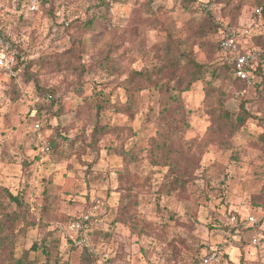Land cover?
Listing matches in <instances>:
<instances>
[{
    "label": "rangeland",
    "instance_id": "374dc122",
    "mask_svg": "<svg viewBox=\"0 0 264 264\" xmlns=\"http://www.w3.org/2000/svg\"><path fill=\"white\" fill-rule=\"evenodd\" d=\"M96 1L0 0L15 58L0 69V224L15 257L91 261L68 232L89 215L115 264H199L212 251L214 264H264V86L213 75L217 37L194 35L209 0ZM262 1L210 0L216 13L240 5L243 25ZM181 53L205 66L186 92L160 74ZM146 71L144 88L130 81ZM224 111L244 119L238 131L216 132Z\"/></svg>",
    "mask_w": 264,
    "mask_h": 264
},
{
    "label": "trees",
    "instance_id": "16d2710c",
    "mask_svg": "<svg viewBox=\"0 0 264 264\" xmlns=\"http://www.w3.org/2000/svg\"><path fill=\"white\" fill-rule=\"evenodd\" d=\"M96 2L98 3L99 6L107 5L106 0H98ZM258 6H263V10L260 14H255L254 11ZM221 12L223 11H220V13H216L214 7L210 11V14L206 16L207 18H205L204 22L200 24L198 28L194 31V35L200 38L201 41L205 40V38L207 39L211 34L216 35L217 37V43L215 47L217 48L219 54L222 57L223 65H221L219 68L214 70L213 75L216 74V71H219L217 77L223 75L226 77L228 73H231L234 76L235 81L243 83L244 85H248L245 81L235 77L232 69V65L229 60V55L226 52H224L220 46V37L223 32L236 30L239 33L241 28V20H242L241 6L234 5L233 7H231L229 11L224 12V14ZM251 17H253L254 22L252 25V29L250 30V33L248 35L239 33L238 36V40L240 41V45L244 51L255 48L264 49V1L259 2L255 7H253ZM0 35L2 34L0 33ZM263 59H264V55H263ZM111 62L112 60L108 59L107 65L109 66V68H111L110 67ZM204 68L205 66L197 63L189 53H181L180 56L175 57L172 60H169L166 65L160 68L162 71L160 74H164V72L166 73L168 72L170 81L175 80L176 83L175 86L179 89V91L186 92L192 88L193 84L201 80L205 71ZM249 72L252 79V85H248V86L254 89H260L261 87H263L264 65L254 66L249 69ZM150 78L151 75H149V72L146 71L142 73L134 72L131 74L129 79L132 83L143 80L142 87L140 88H144L146 86V83L151 82ZM98 109L101 110V107H98ZM243 124H244L243 118L238 117L237 119L234 120L230 112L224 111L222 115L219 117V119L218 118L216 119L215 130L216 132L220 133L221 129L229 127L231 131L234 132V131H238V129H240ZM98 129L102 131L100 128ZM162 149L170 150V145L164 144L162 145ZM125 155L127 156V154ZM169 159L170 157L167 158L168 162ZM174 164H176V166L179 165L177 161ZM174 170H182V168L179 165V168ZM9 196L12 201L14 200L18 202V199L16 197H13L12 195ZM6 215L9 216V214ZM239 228H242V226H239ZM11 232H12V227L10 225L6 223L0 224V264H26L24 260L20 258H16L14 255V250H15L14 243L12 242V239L9 238L10 235L9 233ZM70 243L74 244V246L76 247H80V245H78L77 237L75 238V241L71 240ZM92 243L94 247L98 248L99 250H103V245H99L96 241H93V238H92ZM83 251L86 254V258L91 259V261L88 260L82 261L81 264H88V263L96 264L94 257L88 251V249L84 248ZM203 258L204 257H202L201 261H199V264H203ZM109 261H111L112 264L116 263L115 261H113V258H110Z\"/></svg>",
    "mask_w": 264,
    "mask_h": 264
},
{
    "label": "built area",
    "instance_id": "2783aa9c",
    "mask_svg": "<svg viewBox=\"0 0 264 264\" xmlns=\"http://www.w3.org/2000/svg\"><path fill=\"white\" fill-rule=\"evenodd\" d=\"M201 2V7L204 8L206 12L211 11L212 3L210 0L208 3L205 1ZM33 8H35V4L33 5ZM262 10L263 6H258L254 13L260 14ZM252 25L253 23L250 25L241 24L239 33L248 35ZM239 33L236 30L223 32L220 37V46L223 51L229 55V60L232 65L235 77L245 81L248 85H252L249 69L254 66L264 65V49L255 48L244 51L240 45V41L238 40ZM9 51L8 44L2 38H0V69H9L15 64L14 55H11ZM233 220H235V217ZM249 220L254 222L253 217H250ZM68 232L76 235L78 238V245L88 249V251L94 257L96 264H112V262L109 261L110 258L107 254L100 253L96 247L93 246L92 237L94 234V228L89 215H85L81 219L73 221L71 224H69ZM257 242L258 239L254 238V243ZM219 256L220 255L218 251L207 253L203 258V264L218 263L220 259Z\"/></svg>",
    "mask_w": 264,
    "mask_h": 264
}]
</instances>
